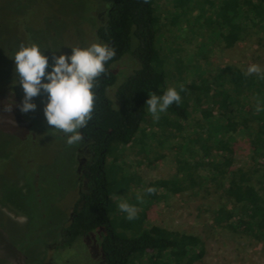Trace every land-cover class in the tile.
Wrapping results in <instances>:
<instances>
[{
  "label": "rangeland",
  "instance_id": "rangeland-1",
  "mask_svg": "<svg viewBox=\"0 0 264 264\" xmlns=\"http://www.w3.org/2000/svg\"><path fill=\"white\" fill-rule=\"evenodd\" d=\"M221 2L154 0L158 18L156 47L173 78L172 86L177 80L171 68L177 63L188 75L195 61L194 68L202 72L208 69L210 77L216 73L212 68L220 64L246 68L252 61H264V52L252 51L255 44L240 41L252 28V21L238 14L231 18L235 25L230 28L227 24L231 13L227 15L220 8ZM111 5L112 0H0V264H104L103 229L78 237L70 246H60L63 227L70 222L84 188L82 173L89 158L88 141L81 136L79 142L69 145L62 131H53L54 126L48 125L43 115L47 102L43 92L32 98L34 110L20 111L23 92L18 83H13L17 77L11 56L21 43L31 41L44 50L51 63L53 54H70V47L102 43L96 32L106 22ZM180 56L189 58L190 63L180 61ZM137 65V61L125 57L111 66L117 79L107 89V96L113 99L115 90ZM162 117L159 113V118L153 119L147 110L138 135L141 145L113 146L109 153L110 218L114 229L122 231L128 220H134L139 232L153 224L195 237L198 245L184 256L193 257V264H264V237L231 230L216 220L215 212L223 204L234 211L216 179L212 178L205 188L210 193L198 188L167 193L162 186H154L156 181L173 179L178 169L176 151L180 152L184 144L176 137L168 145L162 144ZM247 153L246 145L236 150L235 168L248 169L251 161ZM123 164L130 168L121 169ZM28 182L35 189L30 185L34 191L18 203L27 207L39 191L43 218L35 214L33 229L27 228L26 217L13 213L5 204L10 194L29 189ZM121 202L135 207L133 219H127L118 208ZM143 258L135 263L149 264Z\"/></svg>",
  "mask_w": 264,
  "mask_h": 264
},
{
  "label": "trees",
  "instance_id": "trees-1",
  "mask_svg": "<svg viewBox=\"0 0 264 264\" xmlns=\"http://www.w3.org/2000/svg\"><path fill=\"white\" fill-rule=\"evenodd\" d=\"M220 8L227 15L231 13L227 24L230 28L235 25L231 18L238 14L244 15L249 23L252 21V28L239 39L255 44L254 53H263L264 0H222ZM96 34L102 43L115 50V55L96 80L91 118L80 129L90 147L89 158L83 165L84 188L70 222L63 227L60 246H70L78 237L103 229L104 264H136L144 256L149 264H193V257L184 256L198 245L197 238L153 224L139 232L138 222L134 220H128L124 229L117 231L110 218L109 153L115 146L141 145L138 135L147 117V94L159 96L173 85V78L169 77L156 47L158 18L154 0H112L107 20L97 28ZM125 57H131L139 66L119 85L112 99L106 93L117 79L116 70L111 66ZM180 58V61H191ZM194 64L192 61L188 75L180 63L171 68L177 80V85L172 87L179 92L180 101L162 112V144L168 145L170 139L176 140L174 137L184 144L180 152L176 151L178 169L173 179L153 184L157 189L162 186L167 193H176L188 188L205 189L214 178L227 197L228 206L232 205L234 210L224 204L220 206L215 212L219 224L264 237V61L251 63L261 67L259 76L246 74L247 66L241 68L228 63L225 67L222 64L213 67L216 73L209 77L208 69L199 71ZM257 104L260 111H256ZM243 145L247 146L251 161L248 169L235 168V152ZM127 166L123 164L121 169L126 171L130 168ZM27 185L29 189H22L15 196L10 194L5 204L13 213L26 217L27 228L33 229L35 214L38 219L43 218L39 210L41 196L36 191V199L27 207L21 206L19 199L26 200L35 189L31 183ZM198 243L199 255H202V244Z\"/></svg>",
  "mask_w": 264,
  "mask_h": 264
},
{
  "label": "clouds",
  "instance_id": "clouds-1",
  "mask_svg": "<svg viewBox=\"0 0 264 264\" xmlns=\"http://www.w3.org/2000/svg\"><path fill=\"white\" fill-rule=\"evenodd\" d=\"M70 54H53L51 63L44 50L35 42L21 43L11 59L18 83L23 92L21 112L34 110L32 98L41 92L47 95L43 107L46 123L54 126L53 131H62L66 143L72 145L81 140L79 129L91 118L95 98V85L98 77L105 72V64L110 61L115 50L107 44L93 42L86 47H70ZM59 51V50H58ZM47 69H50L46 71ZM261 67L251 64L246 74H261ZM179 92L169 87L159 96L147 94L145 105L153 119L159 118L170 105L179 103ZM257 104L256 111H260ZM147 191L151 192L149 188ZM127 219L135 217L136 209L126 202L118 204Z\"/></svg>",
  "mask_w": 264,
  "mask_h": 264
}]
</instances>
